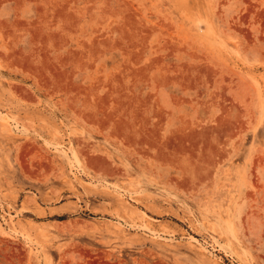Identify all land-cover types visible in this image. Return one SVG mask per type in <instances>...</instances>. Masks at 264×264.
<instances>
[{
    "label": "rangeland",
    "instance_id": "1",
    "mask_svg": "<svg viewBox=\"0 0 264 264\" xmlns=\"http://www.w3.org/2000/svg\"><path fill=\"white\" fill-rule=\"evenodd\" d=\"M0 264H264V0H0Z\"/></svg>",
    "mask_w": 264,
    "mask_h": 264
}]
</instances>
